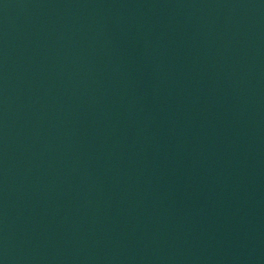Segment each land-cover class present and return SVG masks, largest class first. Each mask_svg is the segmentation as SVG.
I'll list each match as a JSON object with an SVG mask.
<instances>
[{"label": "water", "instance_id": "1", "mask_svg": "<svg viewBox=\"0 0 264 264\" xmlns=\"http://www.w3.org/2000/svg\"><path fill=\"white\" fill-rule=\"evenodd\" d=\"M0 264H264V0H0Z\"/></svg>", "mask_w": 264, "mask_h": 264}]
</instances>
